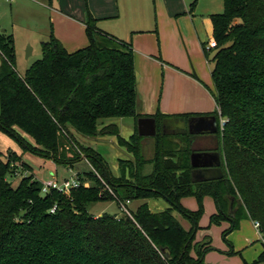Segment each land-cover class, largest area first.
Returning <instances> with one entry per match:
<instances>
[{"label":"trees","instance_id":"1","mask_svg":"<svg viewBox=\"0 0 264 264\" xmlns=\"http://www.w3.org/2000/svg\"><path fill=\"white\" fill-rule=\"evenodd\" d=\"M223 2L224 11L211 15L216 42L211 62L215 100L226 119L220 132L225 177L211 182H193L190 148L166 150L162 126L168 117L160 113L152 116L157 122L154 156L147 161L141 155L137 121L145 115L137 110L131 42L100 30L88 13L86 47L68 52L51 27L40 45L41 58L21 76L14 36L0 33V133L12 137L24 153L57 166L88 161L92 171L77 178L93 181L69 196L57 190L43 195L34 175L23 176L14 187L10 179L17 171L31 168L15 151H0V264H206L211 239L196 242L205 196L221 208L211 225L229 219L227 205L234 198L235 217L223 232L225 240L242 218L258 223L264 238V0ZM124 118L135 120L128 140L116 124H105ZM75 133L115 136L134 159H120L114 176L103 155ZM146 164H152L149 174L143 172ZM184 197H195L198 209L183 207ZM160 198L169 207L156 209L148 202ZM112 199L147 202L132 212L133 218L89 213L90 204ZM258 261H264V252Z\"/></svg>","mask_w":264,"mask_h":264},{"label":"crops","instance_id":"2","mask_svg":"<svg viewBox=\"0 0 264 264\" xmlns=\"http://www.w3.org/2000/svg\"><path fill=\"white\" fill-rule=\"evenodd\" d=\"M222 1L197 0L194 7H192L194 0H13L6 4L9 5L11 13L31 5L26 9L37 19H34L30 27H25V31L26 43L32 45V39L38 35L40 47L43 42L41 39L49 38L51 26L55 24L54 35L68 52L86 47L81 32L86 30L88 13L97 20L100 30L119 40L131 42L135 56L137 110L142 115L153 116L160 113L168 117L164 119L162 126V134L167 139L166 150L172 151L175 146H178V149L188 147L191 150L190 156L193 153L217 152L220 155L221 166L224 167L220 133V121L224 118L219 112L214 96L211 62L214 52L212 49H206L214 38L211 15L221 12ZM37 15L43 16L45 20L40 21ZM74 29L77 31L72 32ZM5 33L10 34L7 31ZM11 35L15 38V34ZM211 115L219 119L216 134L191 132L190 125L196 119ZM124 120L111 123L116 124L120 136L128 140L135 132V120L129 123ZM104 138L106 137H96L93 147L98 150L100 145L109 144L110 148L114 149L117 138L115 136L110 139ZM99 141L101 144L98 145ZM117 145L120 146L118 142ZM154 146V137L142 139L141 155L145 160L153 158ZM13 151L22 156L23 160L28 154L21 148ZM125 157V160L134 159L131 153ZM43 165L50 172V177L57 179L58 166L51 160H44ZM143 172L151 173L152 164H146ZM133 202H136L137 209L147 201ZM148 202L156 209L169 207L167 201L162 198ZM229 202L230 205H227L229 219L219 225H211L212 215L218 214L220 208L212 196L204 197V213L199 221L201 229L196 234V242H201L205 238L211 239L213 250L206 253V264H254L264 249L248 253L254 246L251 234L247 233V221L239 222L238 227L227 235L232 251L240 253V258L227 253L223 232L233 224L231 201ZM181 204L191 211L198 209L195 197H184ZM235 212L236 209H233L234 214ZM176 215L184 228L190 229L191 224L180 214ZM257 233L260 236L258 231ZM192 255L195 256V252Z\"/></svg>","mask_w":264,"mask_h":264},{"label":"rangeland","instance_id":"3","mask_svg":"<svg viewBox=\"0 0 264 264\" xmlns=\"http://www.w3.org/2000/svg\"><path fill=\"white\" fill-rule=\"evenodd\" d=\"M37 1H40V0H37ZM29 7H31V5L24 7V8L22 7L23 9H20V10H14L13 13H11V10H10L8 4L1 2V6H0V33L3 30H5L10 34H15L14 41H15L16 62H17L16 69L21 76H23L25 74L27 68H29V66L33 62H35L36 60L41 58V49L38 45L40 37L38 35H36L37 37L32 39L33 45L28 43V42L26 43L27 32L25 31V27H30L32 22L35 21L34 19H37L36 17L33 16V13L30 10L26 9ZM35 9L40 10V11L42 10L41 8H35ZM224 9H225L224 2L222 1L220 4L221 12H219V13H222L224 11ZM34 12H37V11H34ZM34 14H38V13H34ZM37 16L39 17L38 19L40 21L45 20V18L43 16H40V15H37ZM51 27L53 28V33H54V29H55L56 25L52 24ZM76 31L77 30L74 29L72 32H76ZM81 33H83L81 35H83L82 37H83L85 46H87L89 44V40H88V37L86 34V30H83ZM41 40L44 41L46 39H41ZM29 46L33 49V51H32V55L27 58V50H28ZM208 46H209V44L206 46V49L208 48ZM124 119H125L124 121L126 123L133 121L132 118H124ZM120 120H123V119H110V120H107L106 122L118 123V122H120ZM75 135L77 136V138L82 143H84L88 146H94L93 141H95L96 138L85 137V136H82V135L77 134V133H75ZM105 137L106 138H104V139H110V137H113V136H105ZM99 144H101L100 141L98 142V145ZM114 145H115L114 149H111L109 144H107L106 146L100 145V147H98L99 149L98 148L97 149L104 156L106 161L108 162L110 171L114 175H119V172H117L118 167H119L118 166V159H126L125 156H129V152L124 147L118 146L117 142H114ZM94 148H96V147H94ZM18 149H20V147L12 137H10L7 134L0 133V151L2 153L4 152V155H6L9 150H18ZM20 154H22V152H20ZM24 162L31 169L28 171H25V170H18L17 171L15 178L10 179V181L13 183L14 187H16L20 183V181L23 177L22 175H25V176L34 175L36 180H38L40 182V185L43 182H46V181H49L52 179V177H50V172L46 169V166L43 165V162H44L43 159L38 158V157L28 153L26 155V157L24 158ZM91 171H92L91 164H89V162L86 160H82V161L74 164L72 168L65 167V166H58L57 179H58L59 183H62L65 179L77 177L78 175L80 177H86L87 178V174H89ZM83 182L84 183H82V184H86V186H89L90 184L93 183L92 180H83ZM168 205H169V203H168ZM127 206L129 208V210L132 212H135L137 210V209H135L136 202L130 201L129 203H127ZM88 210H89V213L92 214L93 216H97V215L101 216V214H103V213H107L109 215H116L117 214L120 217L124 216L123 212L121 210L120 204H118L117 200H115V199L108 200V201H100V202L90 204L88 207ZM241 221H247V225H248L247 233L251 234L250 235L251 236V242L253 243V246H254L253 248L249 249L248 253L252 254V252H254L257 249H264V246H263V243L260 239V236L258 235V233L255 229V226H254L255 223L249 218H242L241 220H239V222H241ZM230 227L231 226H229L228 229H230ZM224 242H225V246L228 248V252H227L228 255L231 254L232 257L240 258V253H235L234 251H232V249L230 247L231 244L227 240V237H226V240ZM245 250H247V249H245ZM262 262H264V261H262ZM262 262H259L257 260V261H255L254 264H259Z\"/></svg>","mask_w":264,"mask_h":264},{"label":"water","instance_id":"4","mask_svg":"<svg viewBox=\"0 0 264 264\" xmlns=\"http://www.w3.org/2000/svg\"><path fill=\"white\" fill-rule=\"evenodd\" d=\"M4 32L5 30H3L1 33ZM32 51L33 49L29 46L27 50V58L32 55ZM218 124H219L218 117L211 115L196 119L195 122H193V124L190 125V128H191V132L194 134L196 133L216 134L218 132ZM137 132L138 135L143 138L155 137L157 135L156 119L148 115L140 117L137 121ZM23 136L27 137L24 134ZM27 139L29 138L27 137ZM190 164L192 166L191 176L194 183L218 181L225 177V169L224 167L221 166L220 155L217 152L203 153V154L193 153L190 156ZM230 201H231L230 212L232 213L231 222L233 223V218L235 216V214L233 213L234 198L231 197ZM169 256H170L169 250L166 249L165 257L169 258Z\"/></svg>","mask_w":264,"mask_h":264},{"label":"built area","instance_id":"5","mask_svg":"<svg viewBox=\"0 0 264 264\" xmlns=\"http://www.w3.org/2000/svg\"><path fill=\"white\" fill-rule=\"evenodd\" d=\"M12 1L13 0H0V5H1V2L8 3L9 4ZM214 48H216V42L214 40H212L209 43V46H208L207 49H210L211 50V49H214ZM225 122H226V119L225 118L220 121L221 131L223 130V127L225 125ZM22 176H25V175H22ZM98 177L102 180V178L100 176H98ZM104 184H105V182H104ZM81 185L86 186V184H82L81 181H79V179L77 177H72V178H69V179H65L62 183H59V181L57 179L52 178L51 180L46 181V182H43L41 184V193L43 195H45V194L49 193L51 190H57V191L65 194V195H68L69 196L70 193H71V191L73 189L78 188ZM109 191H110V193H112V191L110 189H109ZM129 202L130 201H127L126 203H121L120 206H121V210H122L124 216H127L129 218H133L132 217V212L129 210V208L127 206V203H129ZM55 210H56V207L52 208L50 210V212L51 213H54ZM254 226H255V228L257 229V231L260 234L259 224L258 223H255ZM260 239H261L262 243L264 244V238H263V236L261 234H260Z\"/></svg>","mask_w":264,"mask_h":264}]
</instances>
